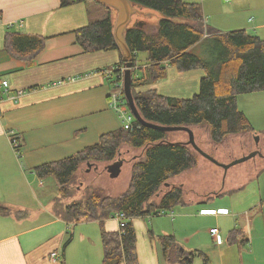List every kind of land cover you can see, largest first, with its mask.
Listing matches in <instances>:
<instances>
[{
    "label": "crops",
    "instance_id": "0c3cea01",
    "mask_svg": "<svg viewBox=\"0 0 264 264\" xmlns=\"http://www.w3.org/2000/svg\"><path fill=\"white\" fill-rule=\"evenodd\" d=\"M219 1L203 0L205 20L211 24L208 27L224 32L252 30L264 40V0H230L227 6ZM89 6L97 8L86 2L61 6V0H0V204L23 212L34 205L32 216L26 218L0 213V264H102V230L120 228L117 218L111 217L103 226L93 221L100 224L94 236L86 227L78 233L74 226L79 224L55 215L53 201L51 208H40L32 187L38 180L35 167L97 144L103 134L121 127L112 100L115 77L105 78L96 72L119 64L121 52L87 51L77 40L76 30L89 24ZM147 10L137 11L136 21L150 24L146 19L152 13ZM9 31L45 37V46L33 60L19 58L6 47ZM148 65L146 54L132 76L144 80ZM167 67L166 84L182 80L177 90L181 94H163L171 93L163 91L165 76L153 83H136V91L176 98H191L199 92L203 69L181 72L176 66ZM4 80L8 87L2 85ZM19 90L23 94L16 95ZM248 94L239 95V107L248 118L251 113L258 116V93ZM172 134L171 140H184L182 131ZM15 138L20 143L18 150L13 145ZM226 180L227 173L222 186H212L201 194L190 189L182 204L189 207L170 214L177 217L175 230L163 229L157 239L153 231L150 237L143 228L139 232L140 221H135L139 264H175L162 255L159 237L167 234L174 235L186 251H202L208 261L214 256L218 264H264V166L238 186L226 185ZM42 184L38 182L39 187ZM225 210L228 212H221ZM216 227L221 243L211 233ZM234 228L240 229V236L231 241ZM69 235L72 241L63 252ZM82 244V252L75 256ZM192 264L205 262L196 257Z\"/></svg>",
    "mask_w": 264,
    "mask_h": 264
},
{
    "label": "trees",
    "instance_id": "16d2710c",
    "mask_svg": "<svg viewBox=\"0 0 264 264\" xmlns=\"http://www.w3.org/2000/svg\"><path fill=\"white\" fill-rule=\"evenodd\" d=\"M130 1L139 10H156L165 17L157 22L153 31H149L146 21L140 19L130 23L125 33L126 42L133 52L134 65L137 66L139 52L147 54L149 64L144 80L133 76L132 91L141 116L160 125L189 126L195 136L197 131L194 127H206L215 144L222 143L230 134L259 135L239 108L238 97L264 90V40L245 29L224 32L208 27L198 3L183 0ZM80 2L94 4L97 8L88 7L89 24L76 30L79 44L87 51L117 49L123 57L114 36L113 8L98 0H61V6ZM174 18L185 21L177 22ZM45 40L39 35L9 31L6 47L19 58L33 60L44 48ZM122 65L123 59L114 66ZM169 65L176 66L181 72L203 69L205 75L199 92L191 98H176L155 91H136V83H153L164 77ZM169 134L171 132L145 126L135 120L131 129L121 126L103 134L97 144L64 159L35 167L41 179L48 176L56 178L57 195L53 198V211L62 220L74 224L98 221L103 226L117 213L125 214L127 220L119 230H102V264H139L137 231L132 219L150 217L159 214L160 210H173L175 206L185 204V191L177 186L168 189L160 199L153 200L171 178L196 167L199 161L197 152L185 143V137L184 140H171ZM196 142L198 144L197 139ZM123 145L141 150L139 157L130 160L131 177L127 189L112 195L105 193L100 186L88 185L82 194L77 195L74 183L81 165L113 163L118 157L124 158L121 156ZM0 213L24 215L23 211L3 204H0ZM239 231V228L230 231L231 241L239 238ZM159 240L163 258L169 263L192 264L196 257H202L208 264V258L202 251H186L172 234L161 235ZM71 241L72 235H69L63 252Z\"/></svg>",
    "mask_w": 264,
    "mask_h": 264
},
{
    "label": "rangeland",
    "instance_id": "374dc122",
    "mask_svg": "<svg viewBox=\"0 0 264 264\" xmlns=\"http://www.w3.org/2000/svg\"><path fill=\"white\" fill-rule=\"evenodd\" d=\"M230 0H220L222 4L225 6L230 5L232 1ZM194 2V1H193ZM199 4L201 6V9L203 10V0H199ZM150 11L152 14L147 15V21L150 24H147L146 28L149 31H153L155 29V26H151V24H156L160 21V19L165 18L162 13L156 11V10H147ZM139 16L141 18H146V16ZM136 15H134L132 22L135 23L136 21ZM135 19V20H134ZM174 21L177 22H183L185 19L181 18H174ZM206 24H209V22ZM252 34H256L252 30L250 31ZM198 49V47L195 48V50ZM198 51V50H196ZM137 62L143 63L146 58L145 52H139L136 56ZM173 66V65H169ZM168 69V67H167ZM194 70V69H193ZM138 75L142 76L141 72H138ZM166 77L163 78V91L170 90L167 92L171 93H164L165 95L168 94H174L179 93L177 90L179 87L182 86L183 81L174 79L173 81L166 84ZM191 79V77H190ZM170 81V80H169ZM198 92V91H197ZM256 95L258 106L260 107V112L258 116H254L251 113V117L249 118L252 126L255 128V132L259 133V141H256L255 134L253 133H236V134H230L228 135L225 140L220 144H215L211 141L208 128L206 127H194L196 128V136L195 138L198 141V144L201 148H203L205 151L211 153L213 156H215L218 160L226 163L231 162L237 157H240L242 155L248 154L254 149L260 148L264 154V90H261L257 92ZM250 95V94H245ZM192 96V95H191ZM129 105L125 101V104L122 106L123 111L129 110ZM244 106V105H243ZM242 107V105H241ZM240 108V107H239ZM119 117V126H123L122 119ZM173 132V131H172ZM169 134V138L172 139L174 134ZM262 133V134H260ZM185 139L188 140L189 136L187 134H184ZM193 147V146H192ZM129 146L123 145L122 146V157H125L127 160L123 166L122 173L117 178H112L107 170V165H109L112 162H96L92 164L84 163L81 165L80 170L78 172L76 181L74 183V187L77 188V195L82 194L86 187L88 185H97L102 187L105 191V193H110L112 195L120 194L121 192L125 191L129 185L130 177H131V162L130 160L133 159V157L141 155V150L134 149V151H128ZM197 152L198 156V164L196 167L186 170L180 175L173 177L169 180L167 185H163L157 195L153 197V200L156 198L157 200L160 199L163 194L170 188L173 187H182L185 192V196L189 195L188 191L190 189L196 191L197 193H204L207 190H210L212 186H220L223 180V175L225 174L224 168L216 165L209 159L203 157L196 149L192 148ZM119 159V157L117 158ZM116 159V160H117ZM264 166V156L260 157L257 156L249 161H246L244 163L235 165L231 167L227 171V180L226 185H234L238 186L239 184L243 183L247 178H249L251 175H253L256 172L257 168H260ZM37 177V182L32 185L33 190L36 191V195L38 197V206L40 208H51L52 201L54 196L57 195V180L54 176H48L46 178L41 179L39 176ZM42 181L43 184L41 187L38 186V182ZM223 184V183H222ZM44 186V187H43ZM222 186V185H221ZM210 188V189H209ZM213 188V187H212ZM194 192V195L196 194ZM195 205H192L190 207H194ZM189 206H182L177 205L173 208V212L175 215L180 210H184L188 208ZM34 208V205L29 208V210L24 211L25 218L27 216H32L31 212ZM172 213V210H160L159 214H153L150 217H134L132 219L133 223L135 221H140L138 223L139 232L143 228L146 231H148V236L150 237V233L153 231L155 232V239H157V234L161 232L163 229H170L175 230V223L174 220L177 218L175 216V219L170 216ZM31 214V215H30ZM196 221V219L194 220ZM192 222V221H191ZM201 223L203 221H200ZM199 222V223H200ZM74 226V230L78 233L82 230V227H86L85 229L89 230L92 234V236L99 233L100 231V224L98 222L93 221H80ZM207 224V223H206ZM218 228V227H217ZM73 232V230L71 229ZM92 244V243H91ZM83 244L77 247V256L79 253L83 250ZM103 247V246H102ZM85 255H89L88 250L85 251ZM211 261H208V264H218L214 260V256H210Z\"/></svg>",
    "mask_w": 264,
    "mask_h": 264
},
{
    "label": "water",
    "instance_id": "95a60500",
    "mask_svg": "<svg viewBox=\"0 0 264 264\" xmlns=\"http://www.w3.org/2000/svg\"><path fill=\"white\" fill-rule=\"evenodd\" d=\"M104 4L109 5L113 8V14L115 18V25H114V36L116 43L120 50L123 52V61L124 65L126 67L125 74H124V93L129 105V108L131 112L135 115L136 119L140 121L145 126L154 127L166 132H172V131H185L189 135V139L185 142L187 144H190L193 146L194 149H196L203 157L209 159L216 165L224 168L225 173L227 171L238 164L244 163L246 161H249L257 156L263 157L264 154L260 148L254 149L248 154L242 155L240 157L235 158L231 162H222L218 160L215 156L211 155L207 151H205L203 148H201L195 138V133L192 128L189 126H183V125H160L153 122H149L145 120L141 114L139 113L136 104L135 99L133 96L132 91V85H133V71L137 66L134 65L133 61V52L130 50L126 39H125V33L127 30V27L132 21V17L135 13H137L138 8H135L130 0H98ZM256 141H259V135H255ZM125 163V159L119 158L113 163L109 164L107 167V170L112 178H117L122 173L123 165ZM168 184V183H166Z\"/></svg>",
    "mask_w": 264,
    "mask_h": 264
},
{
    "label": "built area",
    "instance_id": "2783aa9c",
    "mask_svg": "<svg viewBox=\"0 0 264 264\" xmlns=\"http://www.w3.org/2000/svg\"><path fill=\"white\" fill-rule=\"evenodd\" d=\"M125 69H126L125 65H122V66H113L111 68L103 69L101 71H96V72H100L101 74H103V76L105 78L112 79V77H115L113 82L116 86V91L112 95L113 105L118 109L119 116L123 122L122 127L124 129H131V128H133V124H134L135 120H137V119H136L135 115L131 112L130 108L128 111L122 110V106H123V104H125V101L127 100L125 93H124ZM2 85L5 87H8V81L4 80L2 82ZM21 94H23V90H19L16 93V95H21ZM13 145H14L16 150H18L20 148V143H19L18 138L13 139ZM221 212L227 213L228 211L225 210V211H221ZM115 218H117V220L119 221L120 226L125 225V222L127 219H126L124 213H122V212L117 213L115 215ZM211 233L216 238V240L219 243H221V239L218 238L219 229L217 227L212 228ZM53 255H55V254H53Z\"/></svg>",
    "mask_w": 264,
    "mask_h": 264
},
{
    "label": "bare ground",
    "instance_id": "6f19581e",
    "mask_svg": "<svg viewBox=\"0 0 264 264\" xmlns=\"http://www.w3.org/2000/svg\"><path fill=\"white\" fill-rule=\"evenodd\" d=\"M96 74V73H95Z\"/></svg>",
    "mask_w": 264,
    "mask_h": 264
}]
</instances>
